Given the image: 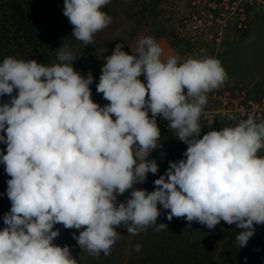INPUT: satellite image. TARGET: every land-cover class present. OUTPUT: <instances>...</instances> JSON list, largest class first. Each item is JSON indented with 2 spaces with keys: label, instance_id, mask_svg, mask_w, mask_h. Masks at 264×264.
<instances>
[{
  "label": "clouds",
  "instance_id": "clouds-1",
  "mask_svg": "<svg viewBox=\"0 0 264 264\" xmlns=\"http://www.w3.org/2000/svg\"><path fill=\"white\" fill-rule=\"evenodd\" d=\"M109 3L64 0L72 35L92 44L94 34L112 23L101 10ZM123 47L117 43L104 58L96 84L110 102L104 106L92 99L91 70L86 76L74 70L77 57L66 44L51 65L12 56L0 63V97H9L0 102V144L6 145L0 164L11 177L0 264H77L68 245L54 243L57 224L77 230L73 239L94 256L110 255L121 226L130 235L149 227L168 230L157 223L162 210L169 222L185 218L210 230L221 221L235 225L238 248L264 225V157L257 155L264 149V121L250 114L219 130L210 126L201 136L206 93L227 79L219 60H162L151 36L139 39L135 55ZM158 117L187 148L183 159L168 161L149 192L134 185L159 171L150 158L162 149Z\"/></svg>",
  "mask_w": 264,
  "mask_h": 264
},
{
  "label": "rangeland",
  "instance_id": "rangeland-1",
  "mask_svg": "<svg viewBox=\"0 0 264 264\" xmlns=\"http://www.w3.org/2000/svg\"><path fill=\"white\" fill-rule=\"evenodd\" d=\"M36 1L0 0V40L3 38L4 29H13V23L9 20L12 9L26 2L32 8ZM211 1L110 0L101 10L112 17V23L94 34L90 45L68 38V32L73 30V26L63 15V8L60 11L59 24L52 27V30L55 33L60 30L58 48L66 44L77 57L73 62L74 70L82 76H86L91 70L95 78V82L89 86L92 99L105 105L110 102L103 98L102 93L96 91V84L99 82L101 68L106 62L104 58L112 54L117 43L124 45L123 51L135 55L139 39L151 36L163 50L162 60L172 55H179L184 60L205 57L219 60L227 79L217 89L206 93L207 104L199 120L204 127L202 136L210 126L219 130L224 125H235L247 119L250 114L257 122L264 121V0H216L218 13L210 18L203 10L210 6ZM53 45L50 39L44 64L51 65L56 59L58 48L50 50ZM36 61L40 62L38 59ZM139 79L146 83L143 75ZM157 121L161 131L162 149L154 150L150 158L157 160L159 171L155 175L149 173L144 184L134 185L149 192L154 190L153 181L166 171L168 161L183 159L187 148L170 130L165 129L167 120L158 117ZM161 151L166 153L163 158L159 155ZM257 155L264 157V149ZM129 195L130 190L119 196L118 201H124ZM9 204V207L0 211V230L4 227L3 215L11 207L10 200ZM165 219L166 211L162 210L157 223ZM172 221L177 231L173 234L169 231L156 232L149 227L138 235H130L122 226L117 228L121 238L112 246L110 255H104L103 252L99 256L89 254L86 248H80L73 239L72 234L77 230L65 229L60 224L54 226L60 230V235L55 240L64 241L61 247L67 245L66 239L69 240L68 246L73 258L79 256L83 263L89 260L90 264H152L148 257L155 255L158 259L161 249L163 250L160 248L161 244L191 243L193 257L196 253V247H192L193 243L199 245L203 240H208V244L220 245L225 239H234L239 231L235 225H228L224 221L211 230L198 222L189 224L185 218L174 217ZM173 238L178 239L169 241ZM136 244L141 245L138 252L134 250ZM167 244L164 249L168 248ZM202 251L200 248V252ZM219 252L220 248L215 253Z\"/></svg>",
  "mask_w": 264,
  "mask_h": 264
},
{
  "label": "trees",
  "instance_id": "trees-1",
  "mask_svg": "<svg viewBox=\"0 0 264 264\" xmlns=\"http://www.w3.org/2000/svg\"><path fill=\"white\" fill-rule=\"evenodd\" d=\"M63 7L64 0H37L32 8L27 2L13 8L9 16V20L13 23L11 25L13 29L11 31L4 29L2 32L3 38L0 40V63L6 57L12 56L20 60L38 59L39 63L44 64L43 62L49 51L47 45L50 39L54 43L50 50H56L60 44V37L58 36L60 30L55 33L52 27L59 24L60 11ZM72 31L70 29L68 32V38L76 39L72 35ZM8 99L7 96L0 97V102H6ZM98 104L100 106L105 105L103 103ZM5 149L6 145L0 144V150ZM4 167L3 164H0V194H3L0 195V211L10 206L6 189L7 180L11 177L5 173ZM160 223L168 225V230H164V232L169 231L173 234L176 231L173 221L169 222L165 219L161 220ZM177 239L173 238L169 241ZM207 241L203 240L199 245L197 243L192 244V247H196L194 250L196 253L193 257H191V243L186 245L184 242L161 244L160 248H163V250L161 249V255L158 259L153 255L148 257V261H151L152 264H264V225L256 226L255 235L250 238L247 247L244 248H238L235 238L225 239L222 244H218L219 246L217 243L208 244ZM63 242L60 240L54 241L59 246ZM69 243V240L66 239L65 244L68 245ZM166 244L168 248L164 249ZM200 248L203 249L202 252H200ZM219 248L221 252L216 254L215 252ZM75 259L77 264H90L89 260L83 263V259L79 256H76Z\"/></svg>",
  "mask_w": 264,
  "mask_h": 264
},
{
  "label": "built area",
  "instance_id": "built-area-1",
  "mask_svg": "<svg viewBox=\"0 0 264 264\" xmlns=\"http://www.w3.org/2000/svg\"><path fill=\"white\" fill-rule=\"evenodd\" d=\"M206 9V10H205ZM203 11H206V13L212 18L214 15H216L218 12V6L216 4V0H212L210 3V6L206 7ZM202 11V10H201ZM165 129L168 131V122L165 125Z\"/></svg>",
  "mask_w": 264,
  "mask_h": 264
}]
</instances>
